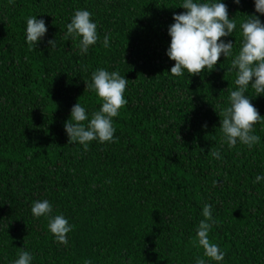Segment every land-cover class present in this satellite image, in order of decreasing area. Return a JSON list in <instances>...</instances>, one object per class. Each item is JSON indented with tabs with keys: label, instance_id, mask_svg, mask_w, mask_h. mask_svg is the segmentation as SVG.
Returning <instances> with one entry per match:
<instances>
[{
	"label": "trees",
	"instance_id": "trees-1",
	"mask_svg": "<svg viewBox=\"0 0 264 264\" xmlns=\"http://www.w3.org/2000/svg\"><path fill=\"white\" fill-rule=\"evenodd\" d=\"M183 2L0 0V264H13L20 248L31 264H264V180L255 182L264 176V122L254 125L258 144L230 148L218 115L237 90L231 65L240 24L247 16L264 23V15L255 0H221L237 25L222 38L232 54L212 71L176 77L168 29L186 11ZM76 10L97 25L99 39L84 54L80 38L66 39ZM31 16L47 32L29 47ZM100 68L129 80L127 104L113 118L114 142L94 140L85 151L69 144L64 125L79 99L89 121L100 109L97 94L85 92ZM246 95L264 117V95L251 87ZM213 147L220 159L209 155ZM45 199L50 215L72 226L67 245L49 231L48 216L32 215L33 202ZM205 204L212 206L208 238L225 254L220 262L198 244Z\"/></svg>",
	"mask_w": 264,
	"mask_h": 264
},
{
	"label": "clouds",
	"instance_id": "clouds-1",
	"mask_svg": "<svg viewBox=\"0 0 264 264\" xmlns=\"http://www.w3.org/2000/svg\"><path fill=\"white\" fill-rule=\"evenodd\" d=\"M234 2L239 4L241 0ZM181 8L186 11L174 14V23L168 29L171 43L167 56L175 62L170 69L171 75L179 77L183 75V70H187L194 76L200 75L205 69L214 70L222 55L227 58L232 54L233 43L222 38L232 36L237 27L235 20L229 18L227 5L221 0L203 3L184 0ZM255 10L264 15V0H255ZM26 24V40L29 47L37 46L47 32L46 23L43 19L31 16L27 18ZM240 28L243 39L231 65L237 70V90L230 91V106L218 115L221 118L220 129L228 146L234 147L239 142L251 148L260 142V137L254 134V125L264 122V117L260 116L246 93L251 87L256 96L264 95V23L258 16H247V19L241 22ZM69 36L73 39L80 38L78 47L81 54L87 53L89 47L97 43V25L92 22L89 11H75L71 22L67 24L66 39ZM109 40L110 34H106L103 38L105 48L110 46ZM48 44L54 50L56 40H49ZM128 81L119 71L109 72L100 68L92 73L91 82H86L85 92L94 91L102 105L98 111L92 112L90 121L86 109L79 102L80 99L72 107L71 118L64 125L69 144L79 142L87 151L89 142L94 140L101 143L114 142L116 130L112 121L127 104L124 93ZM85 121L89 122L85 124ZM209 155L216 159L221 158L215 147L210 150ZM261 180H264V176L255 177V182ZM52 211V205L46 199L34 201L31 206L34 217L48 216L49 231L57 242L67 245V234L72 231V226L62 214L50 215ZM202 214L205 219L199 222L196 229L198 244L204 249L205 256L217 262L223 261L224 252L208 238L212 228V223H209L213 220L212 206L205 204ZM31 261V254L20 248L18 259L13 264H31ZM84 264L92 262L86 260ZM197 264H205L204 259L197 258Z\"/></svg>",
	"mask_w": 264,
	"mask_h": 264
}]
</instances>
